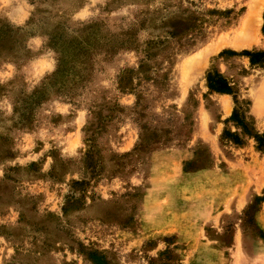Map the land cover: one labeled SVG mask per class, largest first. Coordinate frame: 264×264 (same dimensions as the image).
Returning <instances> with one entry per match:
<instances>
[{
	"label": "rangeland",
	"instance_id": "374dc122",
	"mask_svg": "<svg viewBox=\"0 0 264 264\" xmlns=\"http://www.w3.org/2000/svg\"><path fill=\"white\" fill-rule=\"evenodd\" d=\"M0 264H264V0H0Z\"/></svg>",
	"mask_w": 264,
	"mask_h": 264
},
{
	"label": "trees",
	"instance_id": "16d2710c",
	"mask_svg": "<svg viewBox=\"0 0 264 264\" xmlns=\"http://www.w3.org/2000/svg\"><path fill=\"white\" fill-rule=\"evenodd\" d=\"M217 80H215L214 78L210 77L209 81H210V86L213 87L214 84L218 83V82H224L225 80L223 79V77L219 76V74H217ZM225 87H228L227 85ZM224 90H227V88H223Z\"/></svg>",
	"mask_w": 264,
	"mask_h": 264
}]
</instances>
